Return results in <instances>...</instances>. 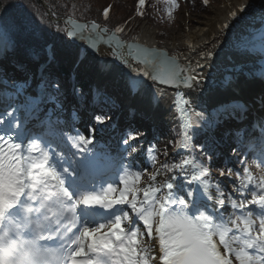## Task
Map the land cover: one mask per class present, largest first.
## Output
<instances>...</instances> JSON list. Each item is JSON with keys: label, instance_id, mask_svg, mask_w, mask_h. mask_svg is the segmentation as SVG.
<instances>
[{"label": "snow or ice", "instance_id": "obj_1", "mask_svg": "<svg viewBox=\"0 0 264 264\" xmlns=\"http://www.w3.org/2000/svg\"><path fill=\"white\" fill-rule=\"evenodd\" d=\"M168 2L172 8L178 6L177 0ZM203 2L208 4V0ZM145 4L146 0H138V9ZM110 11L111 6L103 10L105 20ZM244 11L245 7L239 9L241 13ZM138 15L142 16L143 12L138 10ZM236 15L232 13L234 19ZM30 26L25 16H0L2 34L10 38L13 48L16 37L27 32ZM87 27L86 24L75 25L76 30L68 31L67 36L76 38L78 32L83 33ZM91 29L109 31L95 22L91 23ZM123 31L121 27L115 28V33ZM261 40L264 41V33ZM90 47L96 48L95 42ZM137 52L142 54L143 63L155 66L157 53L138 46ZM213 55L208 52L202 59L210 60ZM160 65L156 74L147 68L137 74L174 84L179 78L175 61L162 60ZM19 83L27 84L26 81ZM183 83L190 88L200 80L190 76ZM139 84L140 81H134L133 87ZM237 107L243 119L248 108L244 104ZM3 115L9 120L0 118V126H3V134H0V264H264V176L252 185L253 177L244 168L243 173L237 172L238 181L233 182L232 169H228L227 175L236 193L233 195L220 182L213 185L208 181L209 170L200 162L195 165L202 177L199 190L189 187L183 197H175L174 183L168 181L158 187L156 175L150 178L152 183L147 188L140 189L136 185L142 173L133 174V165L125 166L123 155L117 159L108 152L88 148L93 143L91 136L77 133L64 138L62 133L49 128L40 137H26L24 146L16 142L24 135L18 130L21 127L18 117L7 110ZM182 115V146L188 148L189 130L204 116L199 112ZM107 119L106 115L94 117L97 125H103ZM94 131L95 127L90 129ZM140 135L139 131H125L122 142L129 156L137 152L139 145L133 141ZM236 135L240 136L241 132L238 130ZM145 151L154 149L149 146ZM162 167L170 168L167 163ZM189 168V161L184 160L172 171L178 170L187 176ZM106 170L118 177L122 188L112 180L93 182L88 178L91 173ZM132 175L134 180L130 181L128 177ZM241 175L244 179H239ZM187 183L191 185L193 181ZM164 188L168 191L158 195ZM141 191L142 200L139 199ZM207 201L220 209L227 206L237 211L226 219L221 216L217 222L216 217L207 212ZM248 204L258 206L261 213L254 215L246 208ZM190 208L195 209L192 214H189ZM137 221L142 223V229L135 227ZM142 235L148 240L142 241ZM53 240L60 241L57 247L42 243Z\"/></svg>", "mask_w": 264, "mask_h": 264}, {"label": "bare ground", "instance_id": "obj_2", "mask_svg": "<svg viewBox=\"0 0 264 264\" xmlns=\"http://www.w3.org/2000/svg\"><path fill=\"white\" fill-rule=\"evenodd\" d=\"M258 2H260L258 10L241 24L235 26V29L229 31L236 17L247 14L250 7ZM206 6L211 17L201 19L197 24V29L187 34L182 42H169L160 45L157 41V31H153L146 26H143L137 34L127 39L148 48L162 49L176 57L187 66L191 76H196L200 80V83H193L190 88L184 87L175 91L143 82H140L139 86L133 87V82L140 81L139 79L125 77L104 60L96 62L94 76L99 83L107 84L111 82L114 85L115 83L122 85L120 87H129L134 106L152 116V120L156 122L161 120L165 123L171 122L176 116L183 117L182 113L184 112L192 114L191 106L186 104L185 97L191 98L193 102L204 99L203 104L209 110H215L218 105L232 104L229 107L230 113L239 110L237 105L244 104L247 106L248 111L243 114L245 119L240 120V122H243L242 126H246L244 130L247 128L246 135L243 136V148L250 145L252 149L260 150V153L264 156V125L255 124L258 119L254 114L255 110L264 109V101L261 97L264 90V74L257 78L264 68V41L261 40V37L256 38L260 28L264 25V0H225L220 6L212 4ZM241 7H245L243 13L239 12ZM233 12L237 13L235 19L232 17ZM225 24L229 27L224 28ZM218 36L221 37L218 39ZM4 41V38L0 35V47L4 44ZM179 47L185 48L183 53L173 54L172 51ZM209 47L211 48L209 49ZM208 52L214 53L213 58L210 60L202 59V56ZM33 70H29L28 73ZM135 70L137 71L136 67ZM33 84L31 83L25 87L30 95L33 92ZM15 89L17 88L15 87ZM232 125L239 126L240 124L235 121ZM254 128L255 131H253ZM217 138L215 137V139ZM183 161L184 159L181 163ZM190 165L191 168L188 169L186 177L195 178V173H192L195 169L194 165ZM98 173H91L89 176H97ZM173 173L175 174L173 175ZM173 173L167 177L165 182H178L180 180L179 178L182 175L179 171ZM173 177H175L174 180H172ZM111 178L115 183H119L117 176L111 175L109 180ZM209 204L213 205L211 201H209ZM141 240L145 241L142 237ZM253 254L255 253L253 252Z\"/></svg>", "mask_w": 264, "mask_h": 264}, {"label": "rangeland", "instance_id": "obj_3", "mask_svg": "<svg viewBox=\"0 0 264 264\" xmlns=\"http://www.w3.org/2000/svg\"><path fill=\"white\" fill-rule=\"evenodd\" d=\"M224 2H225V0H208V4H212L214 6H220ZM146 3L147 4H145V7L148 6L147 9H143V8L139 9L140 11L143 12V15L146 17L145 19L141 15L129 16L126 23H124V25L121 26V28L124 29L122 34L128 36V38L137 34L138 31L143 26H146V27L152 29L153 31H157V35H158L157 41L160 45L168 44L169 42L179 43L185 39L187 34L193 32V31H195V29H197V26H198L197 24L201 21V19L211 17L210 11H209V9H207V6L204 4L203 0H177L178 6L174 8L173 14L171 17L165 16L166 11L171 7L168 0H153L150 2L149 1L147 2V0H146ZM112 5L120 7V9H122L123 11H131L133 9H138V0H115L114 2H112ZM259 5H260V2H258L256 5L250 7L247 14L236 17V20H235V22L232 23V26L230 27L229 31L231 29H235V26H238L239 24H241L245 19L251 17L255 13V11L258 10ZM43 6H45V5L43 4ZM199 6L202 7L207 12L205 15L200 14V12H198ZM66 18H71V17H65V18H61V19H66ZM71 19H73V18H71ZM53 21H57V20H53ZM75 21H77V20H75ZM52 23H54V22H52ZM54 24L62 25L61 23H54ZM62 26H63V31L65 32V26L64 25H62ZM2 33H3V29H0V35L3 38H5L4 40H6V37ZM58 34L55 33L53 35L52 39L50 40L51 45L53 44V40L55 39V37L58 36ZM220 37L221 36H218V39ZM216 40H217V38H216ZM5 43H7V42H5ZM7 45H8V43H7ZM51 48H52V46H51ZM210 48L211 47H209V49ZM11 49H13V47H12L11 42H10V48L8 46V48L6 47V49H5V52L7 53V55L5 53V57L2 59V62L4 64H6L7 66H11V65L15 64V62H13L12 58H11V55H12ZM184 50H185L184 47H179V48H176L174 51H172V53L178 55L180 53H183ZM38 51L39 52L30 53L31 55L29 57L25 56L26 54H23V56H21V58H20L23 60H20V62H19L21 64V67H19V69H17V73L18 74L20 73V75H23V78L25 76H28L29 82H32L34 79H36L37 74L41 70H42V72L49 71L51 65H48V64H52V62L49 60V56L46 55L47 53L45 50L42 51V50L38 49ZM6 57H7V59H5ZM65 59H66L65 61H71L72 58H68V59L65 58ZM41 67H43V68L40 70ZM94 67H95L94 62L89 61L87 66H85V69L88 72V74H91L90 75L91 80L92 81L94 80L93 83H94V85H96L97 81H96V78L94 76L95 75L94 74L95 73ZM31 69H34V70L32 72L28 73V71ZM70 73L73 74L72 71ZM37 82H40V81L37 79ZM100 85L105 90H106V88L107 89L110 88L113 90L115 88L114 83H111V82L107 83V84H100ZM126 90H127L126 88H123V93L124 92L126 93ZM42 92H47L46 88H44V91L42 90ZM109 94H111V93H109ZM68 95L69 94L67 93L66 95H63V97L66 98V96L68 97ZM112 96L113 95H110V98H112ZM261 97H262V100L264 101V94H262ZM120 98H121V96L119 94L118 99H116V103L118 105L116 109H111V110L107 109L106 111H103V112H99L97 110L93 111L94 116L106 115L108 117V119L105 121V123L103 125H97L94 122H91V119H92L91 117H93V115H91L89 113L86 115V112H87L86 110L80 112L78 115V119L83 118L84 121L77 124V126L76 125L74 126V136L77 133L82 134L85 137L91 136L93 143L89 144L87 147L94 150L95 152H97L96 143H100V141L104 138V136H107V139H109L111 135L115 136V133L117 134V131H118V133L121 134L119 137L120 143H118V149H119L120 155L124 156L123 164L125 166H127L129 163H131L133 165V168H132L133 174L137 171H140L142 173L141 179L137 183L136 186L140 189L147 188L148 185L150 183H152L150 178L153 175H156V177H157L156 181H158V183L162 179H163V181H165V179L170 175V173L173 172L172 169H175L176 165L178 164V158L180 156V155H178V153H179V149L181 147L174 148V143H173L174 136H173V134H170L167 132H162L160 134V138L158 140L157 139L151 140V137L146 135V142L148 143L147 145H146V142L142 143V144H138L137 143L138 141L137 142L133 141V143H136L139 146L141 145V149H140V151H138V149H137L136 153L129 156L125 152V149L127 146H125L122 142L123 132H125L126 130H132V131H139L140 133H142V131H140L138 129V125L136 124L137 122H134V124L131 126H127L121 120L120 113L122 112V109L120 107V105H121L120 104L121 103ZM203 100L204 99H200L196 102H193V100L191 98L185 97V102L187 105L191 106L190 110L192 111V113H195V112L203 113V111H201V109H200L201 104L203 103ZM111 104H113V103H109V105H111ZM50 110H52V111H50ZM217 111H218V109L209 110V114L215 116ZM65 113H68V106L65 107V110H64V107H62L59 104V100H57L55 102L54 107H53V105L51 107L48 106L44 110L41 109V107H40V114H39L40 118L36 119L35 122H38L41 124H43V123L48 124L49 123V125H50L49 121L51 119L52 123L57 124V123H59V121L56 118H58L59 116H64L65 118L68 117L69 114H65ZM206 115H208V114H206ZM203 116H204V119L207 120V116H205V115H203ZM260 116L262 117V120H263L264 114H261ZM87 118H89L90 122L87 121ZM56 120H57V123H56ZM67 121H68V119H66V122ZM227 121L228 120L226 119L225 122H221L220 126L215 130L221 132L222 136L227 133L225 136L231 135V137H234L237 132L229 129L230 125L227 124V123H229V121L228 122ZM158 126H159V124H158ZM93 127H95L96 131L90 132V129ZM102 127H107L106 128L107 131H105L106 129H104V131H102ZM160 127H162V128L163 127H165V128L169 127V122L165 123V125H162ZM239 127H241V124ZM165 128L163 131H165ZM223 132H224V134H223ZM146 134H147V132H146ZM197 141L198 142L202 141V143L200 145L197 144L195 146L196 150L199 153V157H200L201 161H203L206 164L207 168H210V170L213 171V175H209L207 177V180L213 182V185H215L216 182H220L222 184V186L227 189V192H230L233 195H236L235 188L233 187V183L230 182L229 177L227 175L228 169H232L231 181H233V182L238 181L237 172L243 173L244 168H247L253 177L252 185L257 184L259 181V178L261 176H264V168L262 166L258 165L255 162L254 158L251 157L250 155L247 158H242V160L240 161L239 160L240 154L234 153V157H232V159L229 160L231 163V166H228L227 160H225V155H229L230 151L232 150L231 147L228 146L227 149L224 151L225 153H218L219 155H217L218 157H220V160L222 161V164L220 166V163L217 162L218 160H216V157H214V156L211 157L212 151L210 152V154L208 152L209 151V142L206 140H202L201 138H198ZM143 146L144 147L146 146V148L144 149ZM149 146H151V148L154 149L153 152L145 151L146 149H149ZM153 156H155V159L152 158ZM125 160H127L126 163L124 162ZM214 162H217V164L214 165ZM165 163H167L170 166V168L168 170H165L162 167ZM210 166H212V167H210ZM215 168H219L218 169L219 171L217 172V170H215ZM222 172H225L226 175L222 176L221 174H219ZM128 179L130 181L134 180V175L129 176ZM239 179H244L243 175H241V177ZM115 185L119 188L123 187V185L119 184V183H115ZM213 192H215V191H213ZM158 195H162V192L158 193ZM139 199L140 200L143 199V192L142 191L139 194ZM249 199H250V196H249ZM246 208L248 210H251L254 213V215L259 214L258 212H261L259 207L256 205L248 204V205H246ZM135 227L142 229L143 225L141 222L137 221L135 224ZM141 237L145 241L148 240V238L146 236L142 235ZM234 264H235V262H234Z\"/></svg>", "mask_w": 264, "mask_h": 264}, {"label": "trees", "instance_id": "obj_4", "mask_svg": "<svg viewBox=\"0 0 264 264\" xmlns=\"http://www.w3.org/2000/svg\"><path fill=\"white\" fill-rule=\"evenodd\" d=\"M114 1L115 0H0V16L5 18L25 16L31 22L30 29L16 37L15 47L11 49L12 55L17 61H19L23 54L29 56L30 52L38 49H43L46 52L50 50L53 56L51 67L54 71L55 69H58L63 76L67 77V74L74 70L83 79L82 82L76 80L74 95L77 99L84 97V93L93 92L88 91L86 88L87 83H84L87 82L90 77L85 66H87L92 57L70 44L65 37L63 26L52 23L49 18L51 17L53 20H58L65 17H71L78 22H95L109 30L115 31L116 27H121L126 23L129 16H139V9L123 11L120 7L112 5V2ZM148 1L150 2L153 0H147V2ZM43 4L46 6L45 9L43 8ZM109 6H111V11L108 20H105L103 17V10ZM147 7L144 6L143 9H147ZM170 8L171 14H169ZM170 8L165 13L166 17H171L173 14L174 8H172V6ZM198 10L200 14L205 15L207 13L200 6ZM142 16L144 19L146 18L144 15ZM55 33L59 34L55 37L53 44L51 45L50 40ZM117 34L121 39H128V36L122 33ZM6 38L11 42L9 37ZM81 57L82 59H80ZM65 58L72 59L71 61H65ZM53 78L56 82L55 85L60 92V96L62 95L63 97L66 93L65 84L60 83V78L57 76ZM95 93L101 96L107 95L104 92H99L97 89H95ZM66 100L67 99L63 97L60 102L63 104ZM115 106L117 105H103V108L107 110L113 109ZM172 131L174 139L178 142L180 140L179 125H174ZM156 137L159 138V134H156ZM139 139L141 141L145 140L142 135ZM140 149L141 147L138 148V151H140ZM155 184L158 186V181H155Z\"/></svg>", "mask_w": 264, "mask_h": 264}, {"label": "water", "instance_id": "obj_5", "mask_svg": "<svg viewBox=\"0 0 264 264\" xmlns=\"http://www.w3.org/2000/svg\"><path fill=\"white\" fill-rule=\"evenodd\" d=\"M43 7L45 8V6ZM49 19L54 23H61L65 26V37L70 44L75 46L78 50L87 53L96 60L105 58L108 63L115 67L125 77L131 79L137 78L145 84L154 85L170 91L187 87L183 83V80L191 76L189 69L184 63L180 62L179 59L168 54L162 49L148 48L130 40L121 39L120 36L113 30H109L107 33L100 30H92V22H78L71 18L59 19L57 21H53L52 18ZM85 24L88 25V27L83 31V33L78 32V36L76 38L67 36L68 31L76 30L75 25ZM101 28L106 27L101 26ZM260 29L263 30L262 27ZM93 42H95L96 48L90 47V44ZM130 45L132 47H129ZM137 46L140 49H148L149 51H153L158 54V60L156 61L155 66L146 65L142 62L143 56L137 52ZM138 55L141 56V59H136ZM162 60H174L178 66L179 78L174 82V84H164L137 74L142 73L146 68L151 73L156 74L160 69V61ZM125 61H127V63H125ZM135 67L137 68V71L135 70Z\"/></svg>", "mask_w": 264, "mask_h": 264}]
</instances>
